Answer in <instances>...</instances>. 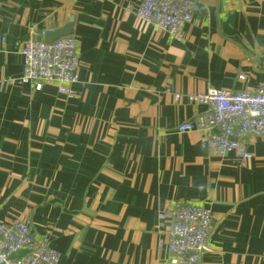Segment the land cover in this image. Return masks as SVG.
<instances>
[{
	"label": "crops",
	"instance_id": "crops-1",
	"mask_svg": "<svg viewBox=\"0 0 264 264\" xmlns=\"http://www.w3.org/2000/svg\"><path fill=\"white\" fill-rule=\"evenodd\" d=\"M138 1L0 0V221H28L61 264H167L169 210L194 201L212 212L200 264H264V136L243 161L178 130L210 108L192 96L264 84V0H196L183 40ZM72 18L75 96L19 83L26 41Z\"/></svg>",
	"mask_w": 264,
	"mask_h": 264
},
{
	"label": "built area",
	"instance_id": "built-area-1",
	"mask_svg": "<svg viewBox=\"0 0 264 264\" xmlns=\"http://www.w3.org/2000/svg\"><path fill=\"white\" fill-rule=\"evenodd\" d=\"M128 9L172 39L183 40L184 26L194 19L196 0H139L129 4ZM21 52L24 63L19 83H34L36 89H41L44 83H56L69 99L75 96L74 84L79 80L81 61L73 35L50 42L31 37ZM174 97L179 99L181 94L174 93ZM192 98L210 108L199 117V123L186 121L178 130L203 129L218 155L233 153L243 161L251 160L253 153L243 139L246 135L264 136V84L255 92L211 88ZM169 216L172 222L167 264H200L202 256L210 250V208L199 202L175 200ZM0 264L61 263L60 253L51 246L49 237L36 238L29 222L18 217L0 221Z\"/></svg>",
	"mask_w": 264,
	"mask_h": 264
},
{
	"label": "water",
	"instance_id": "water-1",
	"mask_svg": "<svg viewBox=\"0 0 264 264\" xmlns=\"http://www.w3.org/2000/svg\"><path fill=\"white\" fill-rule=\"evenodd\" d=\"M72 31H73V18L70 19V21L66 25H64L63 27L46 32L45 40L48 42L54 41V40L59 39L61 37L71 35Z\"/></svg>",
	"mask_w": 264,
	"mask_h": 264
}]
</instances>
